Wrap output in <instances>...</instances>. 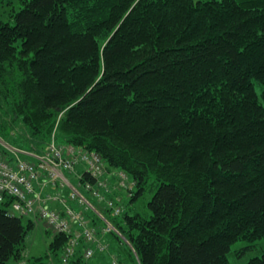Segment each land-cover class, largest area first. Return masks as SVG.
<instances>
[{"label": "trees", "instance_id": "obj_1", "mask_svg": "<svg viewBox=\"0 0 264 264\" xmlns=\"http://www.w3.org/2000/svg\"><path fill=\"white\" fill-rule=\"evenodd\" d=\"M19 2L0 22V126L10 115L22 148L42 152L54 134L126 173L124 202L108 194L119 212L88 217L115 229L96 254L229 264L232 243L264 241V0ZM7 205L0 264L34 226ZM68 241L51 237L59 263ZM81 253L69 264H88Z\"/></svg>", "mask_w": 264, "mask_h": 264}, {"label": "built area", "instance_id": "obj_2", "mask_svg": "<svg viewBox=\"0 0 264 264\" xmlns=\"http://www.w3.org/2000/svg\"><path fill=\"white\" fill-rule=\"evenodd\" d=\"M5 159V162L0 161V205L8 202L6 211L9 215L29 217L34 224L41 222L54 235L67 234L69 241L60 252L62 264H69L76 258L79 248L82 249V263L106 250L108 244L98 236L114 231V227L106 222L98 229L84 211L93 209L88 196L107 200L106 204L112 206L108 194L113 189L128 186L123 170L117 169L115 177L110 179L100 154L72 143H60L54 134L42 152L13 148V155ZM79 167L82 169L76 171ZM83 172H87L93 181H83ZM68 176L77 178L83 191L71 184ZM106 178L114 180L113 189ZM50 189L54 190L52 194H49ZM53 202L57 207L52 206ZM112 208L115 214L119 212V207Z\"/></svg>", "mask_w": 264, "mask_h": 264}, {"label": "rangeland", "instance_id": "obj_3", "mask_svg": "<svg viewBox=\"0 0 264 264\" xmlns=\"http://www.w3.org/2000/svg\"><path fill=\"white\" fill-rule=\"evenodd\" d=\"M20 2L19 0H0V22L1 21H8L10 20L9 17L11 14L17 10L19 7ZM256 91L261 94V87L256 84ZM3 106L0 105V110ZM3 109H5L3 107ZM61 115H59L60 118ZM2 120L5 122V127L0 126V161L5 162L6 156L13 155V148L14 149H23L22 146L19 143H22L18 140L11 139L10 135L13 133L19 132L21 128L24 126L22 125L21 121L13 122L11 121L10 115L4 117L1 116ZM6 118L7 120L5 121ZM10 139V140H9ZM17 139V138H16ZM22 146V147H21ZM82 169L81 167L77 168V170ZM117 169L115 168H108L106 166V174L111 179L115 177ZM74 175V173H73ZM107 179V178H106ZM109 180V179H107ZM78 179L75 178V180L72 181V184L75 185L78 190L83 191L78 184ZM109 185L113 189L115 183L114 180H109ZM125 189H113L114 196H110L113 199H120L124 202L125 198L129 196V191ZM66 190V189H65ZM64 190V191H65ZM67 191V190H66ZM54 190L50 189L49 194H52ZM68 192V191H67ZM65 192L64 195L67 194ZM106 193V192H104ZM119 194L121 196H117ZM86 195V194H84ZM107 195V193H106ZM88 196V195H87ZM109 197V196H107ZM146 196H144L143 199L140 200L139 204L143 203ZM88 202L91 205V209H88L87 211H84L87 217H92V214H97L102 219H104V216L102 214V209L106 208L107 206V200L99 201L92 196H88ZM79 206V205H78ZM82 208V207H80ZM27 217L23 219V222H26ZM29 218V217H28ZM107 222V220H105ZM105 222V224H106ZM98 229L102 228V225L96 226ZM55 235L49 231V229L43 225L41 222L36 223L33 226V229H31L22 244V251H21V257L19 259H11L6 264H61L54 258V250L49 246V242L51 240V237H54ZM106 237V241L108 242V252L109 248H114V241L112 235L108 234H101L98 236V239L100 240ZM262 252H264V241L262 239L255 240V241H244V240H238L231 244L230 251L227 254V259L229 264H246L250 257L252 256H258ZM113 258V257H112Z\"/></svg>", "mask_w": 264, "mask_h": 264}, {"label": "crops", "instance_id": "obj_4", "mask_svg": "<svg viewBox=\"0 0 264 264\" xmlns=\"http://www.w3.org/2000/svg\"><path fill=\"white\" fill-rule=\"evenodd\" d=\"M68 177H69L68 178L69 181L72 184V181L75 180V177L74 176H68ZM47 191H48V189L45 192H47ZM52 206L57 207V203L53 202ZM88 264H110V263H109V258L106 254H95L92 257V259L89 260Z\"/></svg>", "mask_w": 264, "mask_h": 264}]
</instances>
